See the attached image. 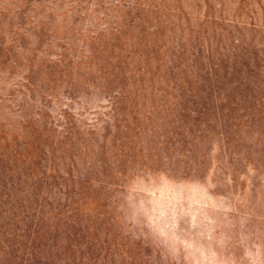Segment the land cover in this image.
Listing matches in <instances>:
<instances>
[{"label":"rangeland","instance_id":"obj_1","mask_svg":"<svg viewBox=\"0 0 264 264\" xmlns=\"http://www.w3.org/2000/svg\"><path fill=\"white\" fill-rule=\"evenodd\" d=\"M0 264H264V0H0Z\"/></svg>","mask_w":264,"mask_h":264}]
</instances>
